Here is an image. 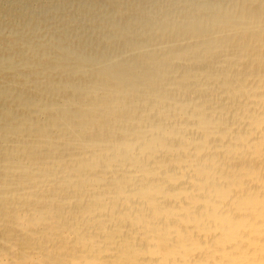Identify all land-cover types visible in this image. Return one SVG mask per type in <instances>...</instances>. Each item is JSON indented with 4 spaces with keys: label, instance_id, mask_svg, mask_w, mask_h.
<instances>
[{
    "label": "bare ground",
    "instance_id": "6f19581e",
    "mask_svg": "<svg viewBox=\"0 0 264 264\" xmlns=\"http://www.w3.org/2000/svg\"><path fill=\"white\" fill-rule=\"evenodd\" d=\"M0 264H264V0H0Z\"/></svg>",
    "mask_w": 264,
    "mask_h": 264
}]
</instances>
